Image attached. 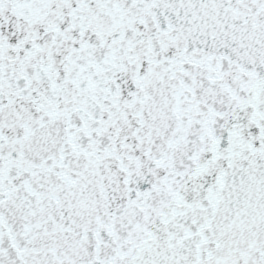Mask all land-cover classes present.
<instances>
[{
    "label": "snow or ice",
    "instance_id": "6c2138e0",
    "mask_svg": "<svg viewBox=\"0 0 264 264\" xmlns=\"http://www.w3.org/2000/svg\"><path fill=\"white\" fill-rule=\"evenodd\" d=\"M0 264H264V0H0Z\"/></svg>",
    "mask_w": 264,
    "mask_h": 264
}]
</instances>
